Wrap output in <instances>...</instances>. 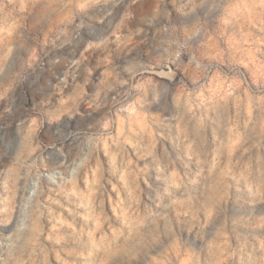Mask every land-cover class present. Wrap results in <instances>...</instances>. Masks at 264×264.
<instances>
[{
	"label": "rangeland",
	"instance_id": "obj_1",
	"mask_svg": "<svg viewBox=\"0 0 264 264\" xmlns=\"http://www.w3.org/2000/svg\"><path fill=\"white\" fill-rule=\"evenodd\" d=\"M0 264H264V0H0Z\"/></svg>",
	"mask_w": 264,
	"mask_h": 264
}]
</instances>
